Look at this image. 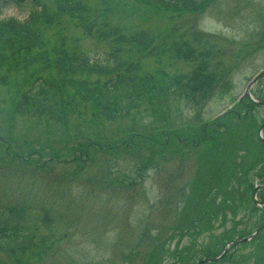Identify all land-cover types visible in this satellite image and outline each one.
<instances>
[{
    "label": "rangeland",
    "instance_id": "374dc122",
    "mask_svg": "<svg viewBox=\"0 0 264 264\" xmlns=\"http://www.w3.org/2000/svg\"><path fill=\"white\" fill-rule=\"evenodd\" d=\"M61 3L28 51L0 52V229L23 225L36 237L23 252L0 248V264L18 258L24 264H196L213 252L214 235L227 226H237L239 235L254 231L264 221V205L252 198L264 183L258 138L264 106L245 99L237 113L225 115L264 70V0H214L204 11L146 0ZM34 7L32 0H0V20H23ZM87 11L96 21L80 19ZM141 31L155 37L144 52L124 40ZM175 42L190 43L198 60L157 54ZM205 50L215 85L203 101H192L173 80L182 74L187 80ZM106 52L139 62L154 84L122 119L105 120L78 95L76 86L107 77L58 63L79 53L101 59ZM36 76L56 78L65 86L61 101L73 96L74 105L17 114L15 105ZM252 92L264 100V78ZM221 117L229 127L222 120L225 132L214 137L209 128ZM178 129L181 142L170 132ZM97 140L110 142L112 151H94ZM122 142L137 143L126 149ZM218 188H229L228 198ZM257 196L264 200V189ZM261 243L244 244L237 264H258Z\"/></svg>",
    "mask_w": 264,
    "mask_h": 264
},
{
    "label": "trees",
    "instance_id": "16d2710c",
    "mask_svg": "<svg viewBox=\"0 0 264 264\" xmlns=\"http://www.w3.org/2000/svg\"><path fill=\"white\" fill-rule=\"evenodd\" d=\"M6 2H19L23 0H5ZM36 2L35 10L31 11L24 20L8 19L0 20V52L8 49L28 51L30 46L37 40V33L42 24L48 21L49 17H55L57 5L62 7V0H33ZM149 3H159L164 8L177 10L204 11L209 2L214 0H203L200 3L194 0H146ZM83 15V16H81ZM90 15V16H89ZM80 19L96 21V17L87 11L80 14ZM111 35L118 38L120 35L113 31ZM126 43H132L140 52L146 51L155 41V37L144 31L132 34L126 39ZM32 53V52H31ZM33 54V53H32ZM157 54L168 55L173 58L183 59L187 62H195L199 55L196 49L188 42H175L171 45L160 46ZM36 56L35 54H33ZM210 53L205 50L202 52L200 61L197 62L195 70L188 74L189 78L184 79L186 74L179 75L173 80L183 85L184 94L192 101H203L212 91L215 85L216 76L206 71ZM60 63L65 68L72 70L96 73L102 76L101 82L93 85L81 83L77 87L81 101L90 102L95 110H101L106 119H114L127 115L131 110L137 108L145 98L151 93L154 87L152 81L140 72L139 62L127 64L115 52H106L102 60L91 61L90 57L79 53L73 54L68 59L60 58ZM65 86L59 83L56 78H45L37 80L25 95L23 104L17 106L19 112L24 113L35 106V110L46 108L48 99L51 97V111L58 104L63 108H71L75 101L73 96L66 97L61 101V93ZM243 98L234 108L230 109L226 116L237 113V108L242 106ZM248 100V99H247ZM249 108V107H248ZM250 109V108H249ZM242 116L240 117V119ZM222 120L229 127V121L220 118L216 124H211L209 131L214 137L221 135L220 125ZM208 131V130H207ZM178 137V136H177ZM261 143V141L259 140ZM264 155V154H263ZM239 190V187H235ZM33 242V234L22 226H9L0 230V247L9 252L26 251ZM16 261V262H15ZM10 264H24L22 258H18Z\"/></svg>",
    "mask_w": 264,
    "mask_h": 264
},
{
    "label": "water",
    "instance_id": "95a60500",
    "mask_svg": "<svg viewBox=\"0 0 264 264\" xmlns=\"http://www.w3.org/2000/svg\"><path fill=\"white\" fill-rule=\"evenodd\" d=\"M262 76H264V72H261V73H259L250 83H249V85H248V87H247V91H246V95H248V96H250V97H252L251 96V94H250V88H251V86L253 85V83L258 79V78H260V77H262ZM259 104H263V102H259ZM264 126V125H263ZM260 136H261V138H262V140L264 141V138H263V136L261 135V130H260ZM258 190V188H256L255 189V192Z\"/></svg>",
    "mask_w": 264,
    "mask_h": 264
}]
</instances>
